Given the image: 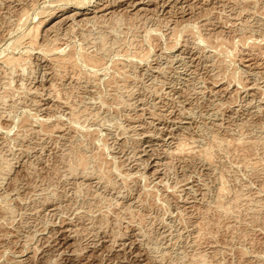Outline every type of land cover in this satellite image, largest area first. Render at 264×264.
I'll use <instances>...</instances> for the list:
<instances>
[{"label":"rangeland","instance_id":"1","mask_svg":"<svg viewBox=\"0 0 264 264\" xmlns=\"http://www.w3.org/2000/svg\"><path fill=\"white\" fill-rule=\"evenodd\" d=\"M72 1L0 0V264H264V0Z\"/></svg>","mask_w":264,"mask_h":264},{"label":"bare ground","instance_id":"2","mask_svg":"<svg viewBox=\"0 0 264 264\" xmlns=\"http://www.w3.org/2000/svg\"><path fill=\"white\" fill-rule=\"evenodd\" d=\"M57 1H58V0H57ZM73 1H75V0H73ZM73 1H72V2H73ZM69 2H70V1H69ZM34 32H37V31H34ZM206 33H207V32H206ZM33 36H35V35H33ZM177 37H178V36H177ZM33 38H34V40H31V39H30L31 41H28V42H30V43H29L30 45L35 44V43H34V42H35V37H33ZM33 38H32V39H33ZM174 39H175V38H174ZM20 41H21V40H20ZM204 41H205V40H204ZM148 43H149V42H148ZM26 44H27V43H26ZM36 46H37V45H36ZM43 47H44V46H43ZM47 47H48V46H47ZM49 47H50V45H49ZM45 48H46V47H45ZM45 48H44L45 52H47V50H50V49H47V48H46V49H47V50H46ZM223 48H224V47H223ZM56 50H57V49H56ZM137 50H138V49H137ZM53 51H54V49H53ZM53 51H52V52H53ZM225 52H227V51H225ZM47 53H48V52H47ZM143 53H144V52H143ZM127 54H128V53H127ZM50 55H51V54H50ZM70 55H71V53H70ZM67 56H68L67 54H66V56H64V57L61 56L60 62H58L59 59L56 58V57L54 56L53 59H56L57 61H55V62H53V63H56V62H57V63H60V64H61V62H63V60H65V59L67 58ZM84 56H85V55H84ZM84 56H82V57H84ZM68 57H69V56H68ZM86 57H88V56H86ZM51 58H52V57H51ZM88 58H89V57H88ZM93 58H94V57H93ZM93 58H92V59H93ZM1 59H2V58H1ZM12 59H14V60L11 61ZM85 59H87V58H85ZM92 59H91V60H92ZM66 60H67V59H66ZM88 60H89V59H88ZM91 60H90L89 62H90L91 64H93V63L91 62ZM95 60H97V59H94V62H97V61H95ZM0 61H1V60H0ZM2 61H4L5 63L8 62L7 64H11V63H12V64H15V62H16V65H17V64L19 63V61H17L15 58L10 57L9 55H8V57L5 56L4 59H3ZM14 61H15V62H14ZM68 61H69V60H68ZM68 61H67V62H68ZM70 61H71V60H70ZM92 61H93V60H92ZM98 61H99V60H98ZM4 62H2V63H4ZM9 62H10V63H9ZM49 62H50V61H49ZM85 62L88 63V61H85ZM98 63H99V62H98ZM63 64H64V63H63ZM65 64H66V63H65ZM54 65L57 66V64H53V66H54ZM6 66H7V65H6ZM9 66H10V65H9ZM11 66H13V65H11ZM14 66H15V65H14ZM56 66H54V67H55V68H59V67H56ZM18 67H19V66H18ZM72 68H73V67H72ZM59 69H60V68H59ZM73 69H75V68H73ZM56 70H57V69H56ZM56 70H55V71H56ZM56 73H57V72H56ZM119 73H120V72H119ZM61 79H62V78H61ZM73 115H75V114H73ZM76 116H78V115H76ZM78 117H79V116H78ZM78 117H77V118H78ZM80 117H81V116H80ZM185 143H186V142L182 143V145L185 144ZM180 145H181V144H180ZM191 147H192V146H191ZM178 148H180V147H178ZM180 149H181V148H180ZM176 152H177V151H176ZM193 153H194V152H193ZM202 154H203V153H202ZM206 155H207V154H206ZM194 156H195V155H194ZM79 158H80V157H79ZM83 160H84V159H83ZM79 162H80V161H79ZM84 166H85V165H84ZM1 171H2V169H1Z\"/></svg>","mask_w":264,"mask_h":264}]
</instances>
